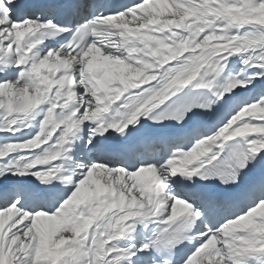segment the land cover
Returning a JSON list of instances; mask_svg holds the SVG:
<instances>
[{
  "label": "snow or ice",
  "instance_id": "6c2138e0",
  "mask_svg": "<svg viewBox=\"0 0 264 264\" xmlns=\"http://www.w3.org/2000/svg\"><path fill=\"white\" fill-rule=\"evenodd\" d=\"M0 264H264V0H0Z\"/></svg>",
  "mask_w": 264,
  "mask_h": 264
}]
</instances>
